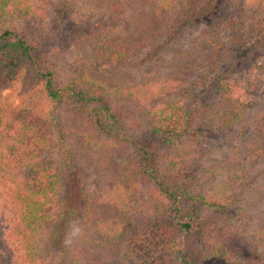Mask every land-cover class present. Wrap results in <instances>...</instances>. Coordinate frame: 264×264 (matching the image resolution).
I'll return each mask as SVG.
<instances>
[{"label":"trees","instance_id":"trees-1","mask_svg":"<svg viewBox=\"0 0 264 264\" xmlns=\"http://www.w3.org/2000/svg\"><path fill=\"white\" fill-rule=\"evenodd\" d=\"M57 1L0 0V264H46L39 247L44 233L51 236L47 246L66 234L73 204L59 198V167L44 156L56 144L66 154L65 167L73 161L71 147L124 160L108 187L109 195L126 200L106 210L113 264H248L233 258L222 236L235 229L231 211L241 209L246 191L264 174V63L258 62L264 57V0L145 1L154 3L147 33L169 32L167 43L193 42L196 61L181 62L142 124L127 121L122 85L90 77L84 63L74 77L59 74L51 54L56 40L43 21ZM76 1L90 12L106 9L111 18L120 7L143 5ZM144 40L138 36L128 49L136 53ZM83 41L79 36L67 45ZM94 41L103 48L95 72L111 71L133 55L118 47L119 38L108 45ZM8 87L20 92L18 103L2 94ZM61 110L80 126L59 120ZM204 127L225 139L207 143ZM78 130L85 139L77 138ZM94 139L100 142L88 143Z\"/></svg>","mask_w":264,"mask_h":264},{"label":"rangeland","instance_id":"rangeland-1","mask_svg":"<svg viewBox=\"0 0 264 264\" xmlns=\"http://www.w3.org/2000/svg\"><path fill=\"white\" fill-rule=\"evenodd\" d=\"M145 1L142 0L143 5L134 9L125 10V6L120 7V11L114 13L111 18L106 9L97 8L90 12L80 1L58 0L56 9H50L49 14L43 18L49 35L56 40L54 43L56 52L50 53L58 64L59 74L62 77L66 75L74 77L84 63L86 73L90 77L114 86L122 85L121 87L128 90V93H125L127 100L124 105L127 109L125 111L127 121L129 123L132 120L139 121L141 124L143 123L141 118L146 110L155 99L165 93L170 82L176 79L183 66L181 62L185 63L188 59L192 63L196 61L193 42L171 39L167 43L169 32H159L156 37L147 33L149 30L147 23L152 20L150 9L154 3ZM59 9L65 14L64 19L62 14L59 15ZM140 35L144 36L145 40L134 53L128 48H131L132 44L136 45V39ZM79 36L84 37L85 41L74 45L73 49L70 48L72 45L67 44L69 42L75 44ZM151 37L155 39L152 41ZM96 38H101L106 45L111 43L112 38H119L118 47L133 55L121 59V67L119 62L115 63L116 67L111 71L107 67H101L100 71L95 72L94 64L97 62L95 59L102 54L99 53V49H103L95 44ZM113 47H116V44H113ZM148 55L152 59H148ZM103 61L100 59L99 64ZM258 62L264 63V57ZM238 77L242 80L241 76ZM2 94L13 97L15 103L19 102L20 92L16 88L8 87ZM133 113L136 119L132 118ZM57 114L59 120L64 119L73 126H80V121L72 117L70 111L61 110ZM202 129V132L207 133V143L211 140L213 146L220 144L226 137L225 134L215 133L210 128ZM79 130L76 133L77 138L85 139ZM90 140L88 143L93 145L98 139ZM62 149L60 144H56L55 150L44 156L58 165L59 198H67L68 202L73 204V207H70L73 213L67 215L69 218L65 227L66 234H58L52 246L46 244L51 236L48 232L44 233L43 240L39 242L42 250L40 256L46 264H113L109 257L106 237V220L111 219V215L106 210L110 207L116 209L119 205L121 208L126 200L112 197L113 193L109 195L108 187L114 178L113 175L118 172V165L124 164V160L118 153L115 156L107 151L100 156L93 152L80 154L71 147L69 152L73 153V161L65 167L66 154ZM254 187L256 192H253L255 189L252 188L246 191V198L240 205L241 209L231 211V215L238 219L235 229L225 232L222 237L230 242L228 248L232 250L231 254L236 261L264 264V174L256 180ZM116 200L118 205H114ZM61 221L64 222L63 219ZM66 251L68 253L64 254ZM212 264L225 263L220 260Z\"/></svg>","mask_w":264,"mask_h":264}]
</instances>
